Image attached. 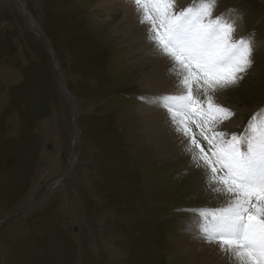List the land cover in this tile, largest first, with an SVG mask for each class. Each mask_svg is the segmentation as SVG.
<instances>
[{
    "label": "rangeland",
    "instance_id": "374dc122",
    "mask_svg": "<svg viewBox=\"0 0 264 264\" xmlns=\"http://www.w3.org/2000/svg\"><path fill=\"white\" fill-rule=\"evenodd\" d=\"M46 1L0 0V264H188L178 242L218 201L183 145L165 156L143 130L152 63L132 58L114 31L118 9ZM263 1L217 0L260 44L245 78L221 91L240 110L232 132L264 107ZM24 15L52 44L58 71ZM57 73L74 101V154L72 103Z\"/></svg>",
    "mask_w": 264,
    "mask_h": 264
},
{
    "label": "snow or ice",
    "instance_id": "6c2138e0",
    "mask_svg": "<svg viewBox=\"0 0 264 264\" xmlns=\"http://www.w3.org/2000/svg\"><path fill=\"white\" fill-rule=\"evenodd\" d=\"M126 2L174 77L173 94L140 99L167 111L170 127L194 166L203 167L218 201L198 213L203 242L217 245L229 264H264V110L254 112L240 133L232 132L225 122L236 113L217 99L252 67L253 36L235 35L242 17L214 15L217 0H191L186 6L183 0ZM192 125L200 129V139Z\"/></svg>",
    "mask_w": 264,
    "mask_h": 264
},
{
    "label": "bare ground",
    "instance_id": "6f19581e",
    "mask_svg": "<svg viewBox=\"0 0 264 264\" xmlns=\"http://www.w3.org/2000/svg\"><path fill=\"white\" fill-rule=\"evenodd\" d=\"M14 1H16L15 3L18 2V0ZM83 2H86V0H75V3L79 7L86 5ZM190 2L191 0H183L185 6ZM93 5L95 10L100 8L104 10H110L113 8L118 9V11L109 13V15L117 13V15L120 17L119 24L114 27V31L118 34H120L121 31V33H125V39L127 38V40L129 41L128 46L133 49L132 58L143 60V62L146 63H152L151 69L149 71L144 70L146 74L143 76L142 79L143 86L154 93L148 96L149 99L157 96H163L169 93L173 94L174 77L169 73L168 62L162 58L157 57L154 54L152 47L146 39L144 28L147 26L138 23L135 18L133 6L130 3L126 2V0H96ZM88 7L89 6H85L86 11ZM91 12L95 11L89 10L82 17L91 18ZM218 14L220 13H218L216 7L214 15ZM224 14L231 19H236L237 17V15L235 14H230V12ZM98 17L99 16H97V18ZM28 18L29 21L33 23L30 17ZM236 23L238 25V28L235 35L237 37H248V35H246L247 32L245 31L242 19L237 20ZM258 46H260V44L256 43V49ZM59 55L60 54H58V57ZM250 70L251 69H249L248 72ZM217 99L218 102L221 103L223 106L228 108H235L231 109L232 111L235 110V113L240 112L239 108L231 105H224L223 102L220 101V99H223L225 102L227 101L224 93L219 92L217 95ZM155 108L158 111L164 112L163 110H159L156 106ZM155 108H153L152 103L145 102L139 107L138 113L146 118L143 130L146 134L153 135V137L156 139L155 143L158 147V151L160 154H163L165 156L173 155L177 150L182 149L181 136L179 133H176L172 127H170L169 118H160L155 113ZM261 110H264V107ZM239 123L240 120L233 116L231 120L225 122V125L227 126V130H231L237 125H239ZM199 169L200 168H197L196 175L198 174ZM201 222V220L197 221L193 228L190 230L191 232H188L186 235L182 236V240L178 242L181 246L180 253L187 256V263L189 262L190 264H229V261L224 257V255L217 250V245L203 242L202 232L199 226Z\"/></svg>",
    "mask_w": 264,
    "mask_h": 264
},
{
    "label": "water",
    "instance_id": "95a60500",
    "mask_svg": "<svg viewBox=\"0 0 264 264\" xmlns=\"http://www.w3.org/2000/svg\"><path fill=\"white\" fill-rule=\"evenodd\" d=\"M25 16V18H26V20H27V22H28V25L30 26V28L32 29V31L49 47V49L51 50V53H52V56H53V60L55 61L54 63H55V68H56V71H58L57 70V67H58V65H57V62H56V58H55V54H54V52H53V48H52V46H51V44H50V42L48 41V39H46L43 35H41L40 34V32H39V30L38 29H36L35 27H34V25H33V23H31L30 21H29V18H28V16L27 15H24ZM57 75H58V79H59V81H60V83H61V87H62V89H63V91L69 96V98L71 99V103H72V107H71V111H72V114H73V118H74V120H73V124H74V126H75V130H76V133H75V137H74V140H73V148H72V150H71V153H75V151H76V146H77V143H78V136H79V133H78V121H77V119H76V115H75V113H74V111H73V109H74V101H73V98L69 95V93H68V91L65 89V85H64V81L62 80V78L60 77V75H59V73H57ZM72 154V155H73Z\"/></svg>",
    "mask_w": 264,
    "mask_h": 264
}]
</instances>
